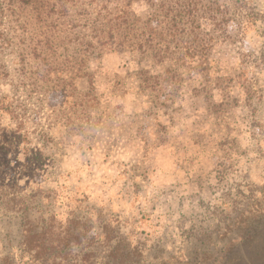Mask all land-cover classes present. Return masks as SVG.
Masks as SVG:
<instances>
[{"label": "rangeland", "instance_id": "obj_1", "mask_svg": "<svg viewBox=\"0 0 264 264\" xmlns=\"http://www.w3.org/2000/svg\"><path fill=\"white\" fill-rule=\"evenodd\" d=\"M262 186L264 0H0V264H221Z\"/></svg>", "mask_w": 264, "mask_h": 264}, {"label": "trees", "instance_id": "obj_2", "mask_svg": "<svg viewBox=\"0 0 264 264\" xmlns=\"http://www.w3.org/2000/svg\"><path fill=\"white\" fill-rule=\"evenodd\" d=\"M177 13L175 19L182 20L185 15L191 16L192 12L185 9ZM124 23L121 20L114 26L121 29ZM175 28V33L184 35L186 32L181 26L176 25ZM183 43L180 41L178 46L181 50L185 49ZM247 200V208L239 212L232 223L217 228L219 230L216 237L219 241L227 240L233 233L237 235L225 244V256L221 264H264V186L251 191ZM202 242L207 245L214 243L210 235L205 236ZM203 257L209 260V254H204ZM207 259L200 256L202 263Z\"/></svg>", "mask_w": 264, "mask_h": 264}]
</instances>
